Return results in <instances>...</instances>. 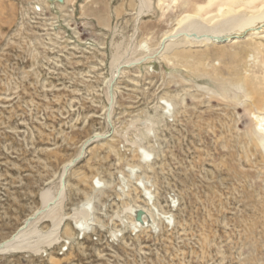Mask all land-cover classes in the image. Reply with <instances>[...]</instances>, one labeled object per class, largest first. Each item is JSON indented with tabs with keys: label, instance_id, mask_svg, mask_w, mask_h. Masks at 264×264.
I'll use <instances>...</instances> for the list:
<instances>
[{
	"label": "rangeland",
	"instance_id": "obj_1",
	"mask_svg": "<svg viewBox=\"0 0 264 264\" xmlns=\"http://www.w3.org/2000/svg\"><path fill=\"white\" fill-rule=\"evenodd\" d=\"M84 1L93 0L36 10V0H0V241L41 207V192L56 186L63 164L97 132L107 138L91 144L74 165L66 210L72 213L92 194L95 176L112 178L114 185L98 206L103 227L83 236L68 221L75 233L72 245L63 241L37 254H0V264H264V169L258 158H247L241 144L248 122L242 107L231 136L217 123L222 115L217 102L189 97L191 121L180 116L182 121L171 119L160 131L157 202L174 222L136 232L123 226L121 216L128 215L118 180L126 167L108 144L128 161L131 156L103 109L111 41L122 37L97 17L108 5L111 26L127 38L133 13L129 0H105L84 15ZM121 5L127 12L116 16ZM117 82L112 120L120 131L126 120L153 108L157 96L176 90L167 76L140 75L132 67ZM134 135L131 130L132 142ZM130 199L144 204L136 190L125 203ZM49 226L47 220L41 223L42 229ZM112 230L122 232L113 238Z\"/></svg>",
	"mask_w": 264,
	"mask_h": 264
},
{
	"label": "bare ground",
	"instance_id": "obj_2",
	"mask_svg": "<svg viewBox=\"0 0 264 264\" xmlns=\"http://www.w3.org/2000/svg\"><path fill=\"white\" fill-rule=\"evenodd\" d=\"M103 1H84L80 5L81 13L86 15L93 3L98 5ZM36 2L39 4L36 10H42L43 5L63 8L75 5L77 0ZM108 7L97 17L98 22L105 28H112L113 36L119 34L122 39L111 41V74L105 78L107 103L103 109L105 115L108 113L107 124L113 128L112 133L127 143L123 148L127 149L131 159L128 161L126 154L117 151L112 146L114 143L104 142L102 146L108 144L126 167L118 180V192L128 215L126 218L121 216L123 226L135 232L149 227L156 230L159 222L169 225L174 222V216L163 211L157 202L159 171L156 165L163 152L160 131L171 119L182 121L180 116L191 121L189 97L217 102L222 107L217 123L231 136L240 120L236 110L242 107L248 122L239 136L241 144L247 158L250 155L258 158L264 169V0H129L128 11L133 13V26L127 38L120 34L117 25L111 26ZM123 10L124 5H121L113 14L120 16L127 12V8ZM151 15L155 20L146 21L145 18ZM165 24L167 26L163 28ZM130 67L134 73L149 74L152 78L167 76L169 84H174L176 90L157 96L153 108L124 120L123 129L118 131L112 120L117 105V81ZM208 126L216 127L213 123ZM131 130L135 132L133 142L129 138ZM106 138L99 132L86 137L77 154L63 164L56 186L41 192V207L28 215L10 237L0 241V254L23 251L37 254L63 241L70 246L75 233L68 221H72L74 230L83 236L93 232L98 225L103 227L97 214L98 206L106 190L114 185L112 178L95 176L92 194L87 195L80 206L74 207L71 214L67 213L66 201L74 165L86 155L91 144L101 143ZM133 190L142 194L143 205L136 199L125 203ZM171 202L175 205L177 200ZM45 220L50 226L42 229L41 223ZM121 232L113 231L112 237L117 238Z\"/></svg>",
	"mask_w": 264,
	"mask_h": 264
}]
</instances>
